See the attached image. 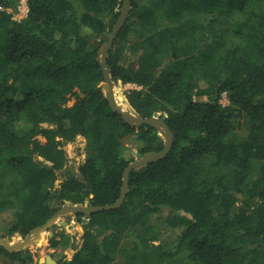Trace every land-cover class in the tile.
I'll list each match as a JSON object with an SVG mask.
<instances>
[{"label": "trees", "instance_id": "obj_1", "mask_svg": "<svg viewBox=\"0 0 264 264\" xmlns=\"http://www.w3.org/2000/svg\"><path fill=\"white\" fill-rule=\"evenodd\" d=\"M19 2L0 0V219L24 237L64 201L114 202L126 140L144 153L164 138L105 97L98 51L123 0H27L14 19ZM106 64L174 138L130 172L121 206L88 214L81 246L56 264H264V0H130ZM78 135L86 156L73 169L64 143ZM0 258L33 263L28 248L0 246Z\"/></svg>", "mask_w": 264, "mask_h": 264}, {"label": "water", "instance_id": "obj_2", "mask_svg": "<svg viewBox=\"0 0 264 264\" xmlns=\"http://www.w3.org/2000/svg\"><path fill=\"white\" fill-rule=\"evenodd\" d=\"M129 9L130 0H123L119 17L113 25L110 33L105 36V41L102 43L98 51V63L103 74V90L111 109L114 112L118 113L123 121L132 126H140L142 124H146L152 125L157 128L158 135L164 138L163 148L159 151L152 150L144 153L138 151L135 148L131 150L134 158L123 169L120 193L114 202L103 205L88 206L81 203H71L68 201H64L63 205L54 214L47 218V220L41 225L32 228L23 238H15L11 241L6 237L0 236V246L5 248L9 252L21 251L28 248V246L32 244L38 245L40 242L41 233L52 229V225L63 217L70 218L71 214L75 216L76 213H83L84 216L82 221L85 223L88 220V214L90 213L104 209L118 208L125 200V196L128 191V176L130 172L132 170L145 166L151 161L163 158L170 150L174 136L171 129L169 128L165 120L161 117L159 112L155 111L150 116L143 117L138 114L137 111L129 104L126 97L125 102L129 106V108H125L123 104L118 103L113 93V87L116 86V83L111 79V75L107 68L106 59L119 29L126 21ZM59 222L63 225L67 224L66 220H60ZM67 226L68 228H72L73 225L70 223L67 224ZM73 237L75 236L73 235ZM42 261H45L48 264H56V261L53 260L49 255L45 256L44 258L41 257L39 259V262L41 263Z\"/></svg>", "mask_w": 264, "mask_h": 264}, {"label": "rangeland", "instance_id": "obj_3", "mask_svg": "<svg viewBox=\"0 0 264 264\" xmlns=\"http://www.w3.org/2000/svg\"><path fill=\"white\" fill-rule=\"evenodd\" d=\"M132 84L125 85H116L113 87V91L115 97L118 101L122 102L125 100V91L131 88ZM198 99H205V96H200ZM72 101H70L71 103ZM221 102L223 104H227V98L225 95L221 98ZM125 102L123 106H125ZM162 115L161 112H159ZM127 149L125 151L126 156H132L131 150L135 148L133 139L126 140ZM86 138L82 135H78L74 140L67 141L64 143V149L67 156V164L73 169H76L85 159L86 156ZM134 158V157H133ZM59 180L56 182L58 183ZM9 214H5L4 219H0V234L5 235V237L9 240H14L15 238H23L19 234L8 235L5 229V224L7 221V216ZM83 219V218H82ZM66 220L67 224H72V228H68L67 224L63 225L59 221ZM59 221L55 222L52 225V229L44 232L40 237V242L38 245L32 244L28 246L32 256L33 263L32 264H48L45 261L39 262L41 257L51 256L54 260L61 258H71L72 254L81 246L82 243V235H83V221L77 220L76 216L73 214L70 215V218L63 217ZM71 220V221H70ZM63 234V235H62ZM73 235L75 237H73ZM54 236L55 239L59 240V243L56 247L49 246V240ZM173 238L168 234L163 237L164 242L172 241ZM14 261H10L5 258H0V264H12Z\"/></svg>", "mask_w": 264, "mask_h": 264}, {"label": "built area", "instance_id": "obj_4", "mask_svg": "<svg viewBox=\"0 0 264 264\" xmlns=\"http://www.w3.org/2000/svg\"><path fill=\"white\" fill-rule=\"evenodd\" d=\"M27 11H28L27 0H20L18 6L16 8V11L13 13L12 17L14 19H20V18L26 16ZM223 95H225V94H223Z\"/></svg>", "mask_w": 264, "mask_h": 264}, {"label": "bare ground", "instance_id": "obj_5", "mask_svg": "<svg viewBox=\"0 0 264 264\" xmlns=\"http://www.w3.org/2000/svg\"><path fill=\"white\" fill-rule=\"evenodd\" d=\"M113 93H114V91H113ZM114 96H115V94H114ZM115 99L117 100V102H118V103H120V104H121V102H120V101H118V99H117L116 97H115ZM70 221H71V220H70ZM43 233H44V232H42V233H41V236H42V234H43Z\"/></svg>", "mask_w": 264, "mask_h": 264}]
</instances>
